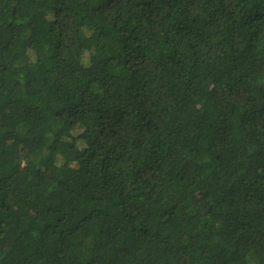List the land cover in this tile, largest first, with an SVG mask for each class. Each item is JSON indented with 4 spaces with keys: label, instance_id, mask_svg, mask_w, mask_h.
Masks as SVG:
<instances>
[{
    "label": "trees",
    "instance_id": "trees-1",
    "mask_svg": "<svg viewBox=\"0 0 264 264\" xmlns=\"http://www.w3.org/2000/svg\"><path fill=\"white\" fill-rule=\"evenodd\" d=\"M0 264H264V0H0Z\"/></svg>",
    "mask_w": 264,
    "mask_h": 264
}]
</instances>
